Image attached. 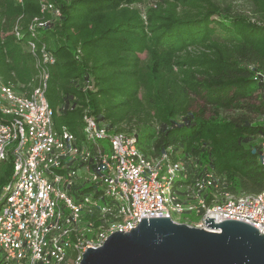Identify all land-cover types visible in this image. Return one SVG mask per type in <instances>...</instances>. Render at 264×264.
<instances>
[{
  "label": "trees",
  "instance_id": "1",
  "mask_svg": "<svg viewBox=\"0 0 264 264\" xmlns=\"http://www.w3.org/2000/svg\"><path fill=\"white\" fill-rule=\"evenodd\" d=\"M45 1L59 18L40 0H0V72L32 91L36 55L26 43L35 40L37 54L45 45L56 58L46 96L57 129L80 134L90 108L110 128L135 131L150 156L171 146L176 157L225 174L235 194L263 189L264 122L219 113L264 114V0H246L250 13L215 0H153L144 19L132 6L143 0ZM36 17L50 22L34 36Z\"/></svg>",
  "mask_w": 264,
  "mask_h": 264
},
{
  "label": "built area",
  "instance_id": "2",
  "mask_svg": "<svg viewBox=\"0 0 264 264\" xmlns=\"http://www.w3.org/2000/svg\"><path fill=\"white\" fill-rule=\"evenodd\" d=\"M40 2L42 12L61 16L56 4ZM49 22L36 17L29 28L35 36ZM14 31L20 36L18 25ZM26 46L36 55L32 91L0 72V166L8 163L0 176L4 264H81L88 248L102 246L114 232L132 230L143 217H170L205 229L208 216L216 222L236 219L264 233V187L235 194L225 174L176 158L171 146L150 156L135 131L110 128L90 108L80 134L68 126L57 129L46 96L47 64L56 58L45 45L37 54L35 40ZM259 75L264 83V72ZM91 87L86 81L84 89ZM259 161L264 168V141ZM184 213L198 220L174 216Z\"/></svg>",
  "mask_w": 264,
  "mask_h": 264
},
{
  "label": "water",
  "instance_id": "3",
  "mask_svg": "<svg viewBox=\"0 0 264 264\" xmlns=\"http://www.w3.org/2000/svg\"><path fill=\"white\" fill-rule=\"evenodd\" d=\"M205 219L208 229L170 217H143L128 232L88 248L81 264H264V233L236 219Z\"/></svg>",
  "mask_w": 264,
  "mask_h": 264
},
{
  "label": "rangeland",
  "instance_id": "4",
  "mask_svg": "<svg viewBox=\"0 0 264 264\" xmlns=\"http://www.w3.org/2000/svg\"><path fill=\"white\" fill-rule=\"evenodd\" d=\"M216 2H218L219 4H221L222 6L225 7H230L231 9H233L234 11L237 12H243V13H250V4L246 1V0H215ZM154 1L153 0H143V1H137L135 3L132 4L133 7L137 8L139 10V14L141 15L142 19H144V13L146 11V9L153 5ZM141 58L145 59L146 61H148V55L146 52L140 53ZM6 79L11 80V82H13L14 84H17L18 81L15 78V76H13V74L10 75H4ZM251 102H256L259 103V100L254 98L251 100ZM220 116L224 117V116H228V117H242V116H247L250 120L255 121L258 120L259 122L263 123L264 122V114L260 115L258 113H254V112H249L246 110H233V111H221ZM207 115H210V112L207 113ZM80 128L83 127V122L82 119L80 120V124H79ZM79 128V129H80ZM100 143H104L107 145V142L104 140H100ZM176 158H181V155L178 154V156ZM8 163L4 162L1 166H0V176L2 174V172L7 171ZM177 219L184 221L185 217H189L192 219V221H197L198 220V216L192 215V213H184V214H176L174 215ZM5 250L3 249V247L0 245V263H2L5 259Z\"/></svg>",
  "mask_w": 264,
  "mask_h": 264
}]
</instances>
